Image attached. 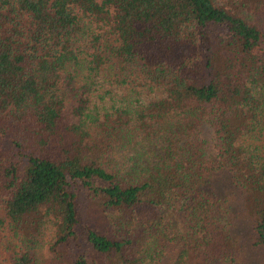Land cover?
Wrapping results in <instances>:
<instances>
[{
  "label": "trees",
  "instance_id": "obj_1",
  "mask_svg": "<svg viewBox=\"0 0 264 264\" xmlns=\"http://www.w3.org/2000/svg\"><path fill=\"white\" fill-rule=\"evenodd\" d=\"M220 172L264 245V0H0V264L232 258Z\"/></svg>",
  "mask_w": 264,
  "mask_h": 264
},
{
  "label": "rangeland",
  "instance_id": "obj_2",
  "mask_svg": "<svg viewBox=\"0 0 264 264\" xmlns=\"http://www.w3.org/2000/svg\"><path fill=\"white\" fill-rule=\"evenodd\" d=\"M10 142L5 143V147L9 148ZM206 191L210 195L222 201V217L230 223L229 232L234 239L237 253L232 258L219 261L215 264H264V245L256 243L254 227L259 217L245 207V194L239 187L233 184L226 172H220L215 175ZM224 206V207H223ZM79 210L85 224L91 226L100 234L112 236L115 233V220L118 216L112 212L105 211L99 201H82ZM53 237L51 232L46 233L40 240L42 251L40 257L35 260L37 264H65V262H53L55 255L51 252L53 245ZM82 251H87L89 247L84 241L82 243ZM4 255L0 252V258ZM175 264H196L189 258V254L180 253L175 259ZM117 263V262H116ZM105 259L100 260V264H116Z\"/></svg>",
  "mask_w": 264,
  "mask_h": 264
}]
</instances>
